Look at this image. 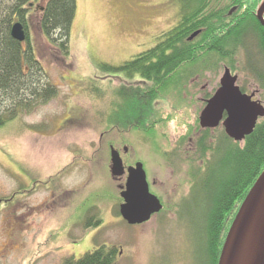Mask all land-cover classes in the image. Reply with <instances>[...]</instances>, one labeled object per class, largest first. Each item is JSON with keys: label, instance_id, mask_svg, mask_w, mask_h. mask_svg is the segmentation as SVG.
<instances>
[{"label": "rangeland", "instance_id": "1", "mask_svg": "<svg viewBox=\"0 0 264 264\" xmlns=\"http://www.w3.org/2000/svg\"><path fill=\"white\" fill-rule=\"evenodd\" d=\"M39 11L29 13L30 34L58 92L0 129V264H64L100 247L115 250L113 264H208L206 203L192 180V166L203 162L193 153L205 130L201 113L226 67L242 86L258 89L246 50L218 64L215 54L204 55L155 85L110 67L155 47L178 25L176 0H77L68 54L41 31ZM253 45L247 50L261 67ZM144 97L154 105V124L124 125L119 114ZM222 129H211L210 142ZM112 146L126 165L144 164L163 204L144 223L129 224L120 213L126 177L111 174Z\"/></svg>", "mask_w": 264, "mask_h": 264}, {"label": "trees", "instance_id": "2", "mask_svg": "<svg viewBox=\"0 0 264 264\" xmlns=\"http://www.w3.org/2000/svg\"><path fill=\"white\" fill-rule=\"evenodd\" d=\"M39 1L0 0V129L58 92L37 57L30 34L29 13L32 9L40 10L41 31L68 54L77 0H47L45 4ZM176 1L181 15L178 25L160 35L155 47L119 67H110L111 70L123 75L137 72L146 82L158 85L164 73H172L204 55L215 54L218 64L221 60L228 62L232 52L246 50L254 66V77L264 86V26L256 16L261 0ZM16 23L24 27V42L12 36ZM197 31L199 35L190 40L189 36ZM248 41L254 44L262 59L261 67L249 54ZM153 108L152 100L147 97L136 98L119 115L124 125L147 130L148 124H154L151 121L155 115ZM212 132L211 129L202 130L197 139L193 154L203 164L192 166V180L194 195L201 196L206 203L201 246L207 263L218 264L232 221L264 170V119L242 142L229 137L224 129L219 131L215 142H210ZM115 254L113 249L100 247L79 259L71 257L64 264H113Z\"/></svg>", "mask_w": 264, "mask_h": 264}, {"label": "water", "instance_id": "3", "mask_svg": "<svg viewBox=\"0 0 264 264\" xmlns=\"http://www.w3.org/2000/svg\"><path fill=\"white\" fill-rule=\"evenodd\" d=\"M256 16L264 26V0L258 6ZM199 33L195 32L189 39ZM12 36L25 41L26 33L21 23L13 26ZM236 82L237 77L226 68L220 87L201 113L200 124L204 129L216 128L226 111L228 116L223 121L226 133L236 141H243L264 117V106L242 93ZM111 163V174L115 179L127 174L125 185L120 186L123 199L120 213L124 220L133 225L141 224L163 209L161 200L150 190L142 162L126 167L120 152L112 146ZM218 264H264V170L232 221Z\"/></svg>", "mask_w": 264, "mask_h": 264}, {"label": "flooded vegetation", "instance_id": "4", "mask_svg": "<svg viewBox=\"0 0 264 264\" xmlns=\"http://www.w3.org/2000/svg\"><path fill=\"white\" fill-rule=\"evenodd\" d=\"M227 68V67H226ZM226 68H225V70H226ZM234 76H236L237 77V82H236V84L240 87V89H241V91H242V93H244V94H247L248 96H251L252 97V100L253 101H256V102H259V103H261L263 106H264V103H263V101L260 99V97H261V95H262V92H264V89L260 86V84H259V82H257L256 81V78L254 77V83L256 84V87L258 88V89H253L252 91H251V89L249 88V90L247 89V86L245 85V86H242L241 84H240V78H239V76L238 75H234ZM144 82V81H143ZM258 83V84H257ZM220 85H221V82H220ZM208 101V100H207ZM206 101V102H207ZM227 116H228V114H227V112L225 111L224 112V115H223V119H222V121L220 122V125L218 126V127H220L221 125L223 126V121L227 118ZM261 119H259V121H260ZM258 121V122H259ZM258 122H257V124H258ZM257 126V125H256ZM217 127V128H218ZM224 127V126H223ZM224 130H225V127H224ZM226 132V131H225ZM227 134V133H226ZM228 135V134H227ZM246 138H247V136H246ZM245 138V139H246ZM233 139V138H232ZM244 139V140H245ZM243 140V141H244ZM126 165V164H125ZM126 167H128V165H126ZM124 177H126V179H127V174H125L124 176H122V178H124ZM150 186V185H149Z\"/></svg>", "mask_w": 264, "mask_h": 264}, {"label": "bare ground", "instance_id": "5", "mask_svg": "<svg viewBox=\"0 0 264 264\" xmlns=\"http://www.w3.org/2000/svg\"><path fill=\"white\" fill-rule=\"evenodd\" d=\"M229 136V135H228ZM230 137V136H229Z\"/></svg>", "mask_w": 264, "mask_h": 264}]
</instances>
